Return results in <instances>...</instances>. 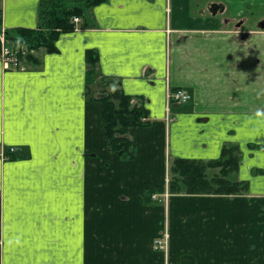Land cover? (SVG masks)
I'll use <instances>...</instances> for the list:
<instances>
[{
  "label": "crops",
  "instance_id": "crops-1",
  "mask_svg": "<svg viewBox=\"0 0 264 264\" xmlns=\"http://www.w3.org/2000/svg\"><path fill=\"white\" fill-rule=\"evenodd\" d=\"M193 1L105 0L72 18L57 52L30 51L34 63L15 52L8 68L0 60V264H164L152 240L165 208L179 226L181 197L223 213L208 208L218 220L205 221L207 235H172L173 262L264 264V20L244 28V8L224 17L249 0H210L199 12ZM39 3L0 0L2 28L36 29ZM87 51L98 57L89 95ZM116 88L149 112V125L128 131L131 158L110 151L103 131L98 100ZM177 89L191 101L170 104ZM227 144L239 147L234 181L247 192L165 190V207L143 202L165 188L174 159L217 160ZM11 148L15 158H2Z\"/></svg>",
  "mask_w": 264,
  "mask_h": 264
},
{
  "label": "trees",
  "instance_id": "trees-1",
  "mask_svg": "<svg viewBox=\"0 0 264 264\" xmlns=\"http://www.w3.org/2000/svg\"><path fill=\"white\" fill-rule=\"evenodd\" d=\"M105 0H40L38 8V23L36 29H8L1 26L5 40L4 45L16 49L25 47L28 51L43 48L47 53L57 52L56 42L61 34L75 30L73 17L84 18L86 11ZM19 56L21 54L19 53ZM26 59L36 62L27 54ZM22 58V57H20ZM19 60V58H18ZM86 63V94L93 84L98 57L95 52L87 51ZM118 87V86H117ZM133 98L126 95L122 89L116 88L109 94L100 97L102 106L103 131L107 139L108 149L118 152L120 156L131 158L133 153L132 141L127 136L130 128L149 125V112L144 106L132 105ZM92 101V99H91ZM7 160L15 157L7 150ZM240 150L237 145L227 144L221 149L217 160L208 162L188 159H174L169 166L167 192L172 195L187 196H223L232 197L244 194L248 190L247 183L231 179L239 169ZM218 169V174L208 178L206 172ZM165 188L149 189L142 198L146 205L152 204L155 193L164 194Z\"/></svg>",
  "mask_w": 264,
  "mask_h": 264
},
{
  "label": "rangeland",
  "instance_id": "rangeland-1",
  "mask_svg": "<svg viewBox=\"0 0 264 264\" xmlns=\"http://www.w3.org/2000/svg\"><path fill=\"white\" fill-rule=\"evenodd\" d=\"M210 0H194L192 2V7L195 11L199 12L202 8L203 5L207 4V2H209ZM214 2L218 1V0H211ZM225 1V0H223ZM224 3V2H223ZM260 0H249L247 7H245L244 5H240L239 2H234L230 5H226L227 7V11L226 13H224V17H228V18H236V12L237 10H240L241 8H244L247 10L246 15L244 16L245 20L247 22H245L244 28H254V29H258V26L261 24L262 20H264V6L259 5ZM206 6V5H205ZM191 7V9H192ZM243 20V19H242ZM228 24H230V26L234 25V21H230ZM246 25V26H245ZM3 29V28H2ZM5 43V40L3 37L0 36V46L1 48L3 47ZM14 52H18L21 53L22 55H27L30 54V51H28L25 47H19L14 49ZM107 83V81H101V84H105ZM109 83V82H108ZM183 91H186L185 89H180ZM171 91H176V90H171ZM170 92V90H169ZM187 92V91H186ZM188 93V92H187ZM133 101H132V105H133ZM169 104V103H168ZM170 105V104H169ZM102 126H103V122H102ZM129 133V132H128ZM129 134H127L128 136ZM130 137V135H129ZM208 178H211L213 176H215L216 174H218V169H214V170H209L206 172ZM235 175H232L231 179L235 180ZM168 180H169V176H167L166 178V182H165V190H167V186H168ZM148 191V190H147ZM178 196H183V194H179ZM153 202L154 204H163L164 207L166 205V201L168 197V194L166 193V191L164 192V194H156L155 196L153 195ZM185 197H187V195H185ZM181 201L179 202L180 207L182 209V212H179V215L177 217V219H179L180 224L179 226H175L172 225V218L174 216H177V213H172L169 212L168 218H167V209L165 208L164 210V215H165V224H164V228L167 230V234H168V240H169V249H170V238L172 235H188V236H193V235H207V227L205 226V221L207 219H214L218 220V217L212 213L207 212L209 209V207L212 208L213 212L214 210L218 211L220 213H223V209L221 205H217V204H210L207 205L208 208H206L204 206V201H201L199 199H192V198H184L181 197ZM192 199V200H191ZM200 206H204L203 208H199ZM163 207V206H162ZM199 208V209H198ZM223 217V215H222ZM213 221V222H214ZM220 234V228L216 231L215 235H219ZM188 251V250H187ZM164 264H169V263H174L177 264V262H173L170 258V255L167 258H165L164 256V260H163Z\"/></svg>",
  "mask_w": 264,
  "mask_h": 264
},
{
  "label": "built area",
  "instance_id": "built-area-1",
  "mask_svg": "<svg viewBox=\"0 0 264 264\" xmlns=\"http://www.w3.org/2000/svg\"><path fill=\"white\" fill-rule=\"evenodd\" d=\"M80 20L77 17H73V23H78ZM0 36L3 37V32H0ZM0 60L3 63L5 68H8L10 65H16L18 63V58L15 52L3 45L0 49ZM191 95L183 90L170 91L167 93V100L169 102H175L178 104H185L191 101ZM14 149L11 148L10 152H13ZM2 155V154H1ZM152 247L155 250L163 253L165 258L168 259V250H169V240L167 230H162L158 235H156L152 241ZM174 264V263H169Z\"/></svg>",
  "mask_w": 264,
  "mask_h": 264
},
{
  "label": "flooded vegetation",
  "instance_id": "flooded-vegetation-1",
  "mask_svg": "<svg viewBox=\"0 0 264 264\" xmlns=\"http://www.w3.org/2000/svg\"><path fill=\"white\" fill-rule=\"evenodd\" d=\"M217 9L218 7L216 5H212V8H211L212 11H217Z\"/></svg>",
  "mask_w": 264,
  "mask_h": 264
},
{
  "label": "water",
  "instance_id": "water-1",
  "mask_svg": "<svg viewBox=\"0 0 264 264\" xmlns=\"http://www.w3.org/2000/svg\"><path fill=\"white\" fill-rule=\"evenodd\" d=\"M216 11H212V13H215Z\"/></svg>",
  "mask_w": 264,
  "mask_h": 264
}]
</instances>
